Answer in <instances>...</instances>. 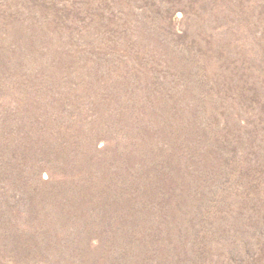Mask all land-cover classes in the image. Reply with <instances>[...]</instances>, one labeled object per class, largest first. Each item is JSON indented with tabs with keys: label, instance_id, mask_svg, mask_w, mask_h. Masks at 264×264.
<instances>
[{
	"label": "rangeland",
	"instance_id": "374dc122",
	"mask_svg": "<svg viewBox=\"0 0 264 264\" xmlns=\"http://www.w3.org/2000/svg\"><path fill=\"white\" fill-rule=\"evenodd\" d=\"M0 264H264V0H0Z\"/></svg>",
	"mask_w": 264,
	"mask_h": 264
}]
</instances>
